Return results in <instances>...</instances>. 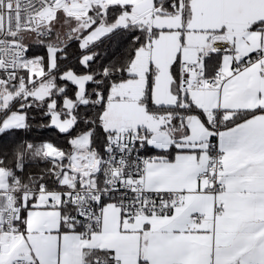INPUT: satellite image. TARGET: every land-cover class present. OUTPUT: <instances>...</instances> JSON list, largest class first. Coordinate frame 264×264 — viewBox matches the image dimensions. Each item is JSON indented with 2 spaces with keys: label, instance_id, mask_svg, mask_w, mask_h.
Listing matches in <instances>:
<instances>
[{
  "label": "snow or ice",
  "instance_id": "snow-or-ice-1",
  "mask_svg": "<svg viewBox=\"0 0 264 264\" xmlns=\"http://www.w3.org/2000/svg\"><path fill=\"white\" fill-rule=\"evenodd\" d=\"M0 264H264V0H0Z\"/></svg>",
  "mask_w": 264,
  "mask_h": 264
}]
</instances>
